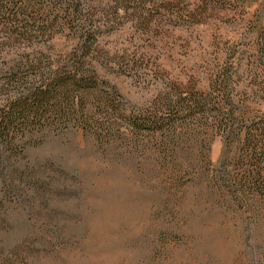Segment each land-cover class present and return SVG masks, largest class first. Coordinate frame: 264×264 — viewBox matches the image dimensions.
Returning <instances> with one entry per match:
<instances>
[{"label":"rangeland","instance_id":"obj_1","mask_svg":"<svg viewBox=\"0 0 264 264\" xmlns=\"http://www.w3.org/2000/svg\"><path fill=\"white\" fill-rule=\"evenodd\" d=\"M184 1L194 17L179 25L141 3L150 24L133 18L102 36L98 72L129 107H147L163 87L176 93L178 82L205 89L232 53L248 56L238 49L251 43L264 0H242L254 3L248 13L243 3ZM51 45L67 52L75 44L68 33ZM235 80L250 81L243 73ZM223 148L217 135L212 163L195 157L167 170L104 151L81 130L50 133L28 149L45 189L34 193L35 207L0 204V264H264V220L223 202L206 180ZM1 186L0 178V201Z\"/></svg>","mask_w":264,"mask_h":264},{"label":"trees","instance_id":"obj_2","mask_svg":"<svg viewBox=\"0 0 264 264\" xmlns=\"http://www.w3.org/2000/svg\"><path fill=\"white\" fill-rule=\"evenodd\" d=\"M215 2L231 8L243 3L246 13L254 4ZM141 3L169 25L194 17L181 7L184 0H0V204L35 207L34 193L45 189L28 149L50 133L81 130L104 151L167 170L195 157L212 163L218 135L223 156L206 175L212 194L264 220V1L251 43L238 49L248 56L232 53L205 89L174 83L176 93L163 87L147 107L135 109L101 77L95 57L103 35L133 18H151ZM68 33L74 47L53 50V39ZM242 73L249 83L235 80Z\"/></svg>","mask_w":264,"mask_h":264}]
</instances>
